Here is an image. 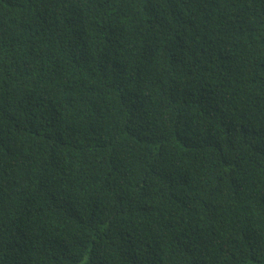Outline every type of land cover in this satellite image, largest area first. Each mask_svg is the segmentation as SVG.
Masks as SVG:
<instances>
[{
	"label": "trees",
	"instance_id": "16d2710c",
	"mask_svg": "<svg viewBox=\"0 0 264 264\" xmlns=\"http://www.w3.org/2000/svg\"><path fill=\"white\" fill-rule=\"evenodd\" d=\"M0 100V264H264V0H0Z\"/></svg>",
	"mask_w": 264,
	"mask_h": 264
},
{
	"label": "clouds",
	"instance_id": "9594fccd",
	"mask_svg": "<svg viewBox=\"0 0 264 264\" xmlns=\"http://www.w3.org/2000/svg\"><path fill=\"white\" fill-rule=\"evenodd\" d=\"M0 103H4V101H1V100H0ZM2 247H3V246H2ZM0 250H1V249H0Z\"/></svg>",
	"mask_w": 264,
	"mask_h": 264
}]
</instances>
